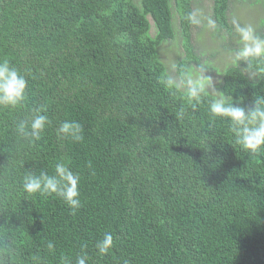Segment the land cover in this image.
Returning <instances> with one entry per match:
<instances>
[{
	"label": "trees",
	"instance_id": "obj_1",
	"mask_svg": "<svg viewBox=\"0 0 264 264\" xmlns=\"http://www.w3.org/2000/svg\"><path fill=\"white\" fill-rule=\"evenodd\" d=\"M232 1L213 0V18L231 39ZM193 3L0 0V59L29 83L23 108L0 109V226L11 227L19 264L33 256L59 264L81 245L86 264H264V153L242 151L206 103L193 108L161 83L159 53L176 38L175 9L182 59H201L185 18ZM222 68L221 91L246 97V107L264 94V81L253 88L232 63ZM39 105L51 123L33 145L15 126ZM63 121L79 122L83 140L58 139ZM58 161L80 176L75 214L55 196L26 199L19 189L24 171L52 174ZM105 232L114 248L100 256L94 244Z\"/></svg>",
	"mask_w": 264,
	"mask_h": 264
},
{
	"label": "clouds",
	"instance_id": "obj_2",
	"mask_svg": "<svg viewBox=\"0 0 264 264\" xmlns=\"http://www.w3.org/2000/svg\"><path fill=\"white\" fill-rule=\"evenodd\" d=\"M185 18L196 27L204 23L202 14L196 10L187 12ZM231 23L239 40L238 46L232 50V65L239 68L247 80L255 81L252 87L256 88L257 83L264 81V34L258 33L251 25H242L236 19ZM207 24L213 29L217 28L215 20L209 18ZM174 56L162 57L163 87L171 95L186 100L193 108L206 103L210 119L225 122L235 144L242 151L254 156L264 153V94L254 93L250 106L246 107V97L234 98L217 89L216 85L222 81L209 75L210 70L217 73L209 59L201 57L199 61L185 62L181 57L177 61ZM28 91L26 74L8 59H0V109L23 108L28 101ZM47 111L46 105H39L33 109L30 119L19 120L15 126L17 136L33 145L40 141L51 123ZM184 116L185 108L181 107L176 118L183 119ZM56 135L60 140L80 142L83 140V126L76 121H63L56 129ZM87 167L91 169V162ZM79 184V174L63 161H58L52 174L44 169L24 171L19 180V189L26 199L55 196L75 214L82 206ZM10 231L11 227L0 226V264H19V248L12 242ZM86 248L87 245H81V252L74 258L62 254L59 264H86ZM94 248L100 256L109 254L114 248L113 235L105 232L95 241ZM47 249L54 252L55 245L48 241ZM29 264H43V261L41 257L33 256ZM123 264H130V261L125 260Z\"/></svg>",
	"mask_w": 264,
	"mask_h": 264
},
{
	"label": "rangeland",
	"instance_id": "obj_3",
	"mask_svg": "<svg viewBox=\"0 0 264 264\" xmlns=\"http://www.w3.org/2000/svg\"><path fill=\"white\" fill-rule=\"evenodd\" d=\"M213 4V0H194L193 8L202 14L204 23L199 27L195 26L193 28L192 39L197 46V52L201 57L209 59L217 71V69L222 70L225 63H232V47H236L239 44V40L236 34L231 39L226 30L220 29L217 23L216 29L211 28L207 24L209 18L214 20ZM175 11L177 13V17H175L176 38L162 44V49L159 53L160 59L162 57L170 58L176 55L174 58L179 61L180 57L183 58L186 54L182 34H180L181 28L179 26L178 12L176 9ZM229 19L230 22L236 19L242 25H251L258 33H263L264 25L262 26V19H264V0H233L229 12ZM151 32L152 34L155 33L154 27ZM209 75L222 81L221 73L218 71L215 73L213 70H210ZM220 85L221 83L216 85L219 91H221Z\"/></svg>",
	"mask_w": 264,
	"mask_h": 264
}]
</instances>
